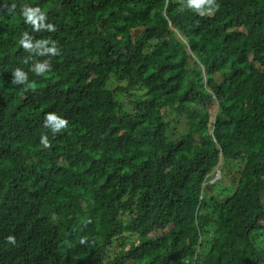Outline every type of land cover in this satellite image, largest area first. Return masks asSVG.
Returning a JSON list of instances; mask_svg holds the SVG:
<instances>
[{"label":"trees","instance_id":"1","mask_svg":"<svg viewBox=\"0 0 264 264\" xmlns=\"http://www.w3.org/2000/svg\"><path fill=\"white\" fill-rule=\"evenodd\" d=\"M184 2L0 0V264H264V0Z\"/></svg>","mask_w":264,"mask_h":264},{"label":"clouds","instance_id":"2","mask_svg":"<svg viewBox=\"0 0 264 264\" xmlns=\"http://www.w3.org/2000/svg\"><path fill=\"white\" fill-rule=\"evenodd\" d=\"M184 7L188 10L195 11L204 15L212 13L216 5L214 3V0H185ZM21 15L23 16L25 23H31L32 25L37 27L39 26L37 25V21H42L44 18V13L38 7H26L22 10ZM49 27L51 28L52 26L50 25ZM26 37L27 33H24L20 40V43L27 50L32 47V43ZM48 51L55 52L56 50L53 48L48 49ZM47 68L48 65H46L45 63H40L37 64L33 71L40 75H43L46 73ZM15 77L19 81H25L27 79V77L19 71L15 73ZM45 123L52 127L53 132H60L67 126V121L54 113L47 114ZM42 143L45 145L48 144L46 136L42 137Z\"/></svg>","mask_w":264,"mask_h":264},{"label":"rangeland","instance_id":"3","mask_svg":"<svg viewBox=\"0 0 264 264\" xmlns=\"http://www.w3.org/2000/svg\"><path fill=\"white\" fill-rule=\"evenodd\" d=\"M118 86H120V83L115 79V78H111V80L109 81L108 83V87L111 89V90H114L116 89ZM177 126H180L177 124Z\"/></svg>","mask_w":264,"mask_h":264},{"label":"water","instance_id":"4","mask_svg":"<svg viewBox=\"0 0 264 264\" xmlns=\"http://www.w3.org/2000/svg\"><path fill=\"white\" fill-rule=\"evenodd\" d=\"M217 177H219V173L217 172Z\"/></svg>","mask_w":264,"mask_h":264}]
</instances>
